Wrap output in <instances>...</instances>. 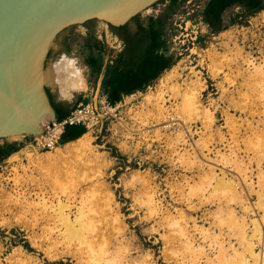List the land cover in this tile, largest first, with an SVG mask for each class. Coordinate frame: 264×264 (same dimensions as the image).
<instances>
[{
    "label": "rangeland",
    "instance_id": "374dc122",
    "mask_svg": "<svg viewBox=\"0 0 264 264\" xmlns=\"http://www.w3.org/2000/svg\"><path fill=\"white\" fill-rule=\"evenodd\" d=\"M168 4L169 0H159L140 12L139 19L162 14ZM203 5L204 0H177L164 33V52L173 64L143 91L122 96L108 113L100 111V121L90 128L91 149L86 156L76 157L65 172L33 164L30 155H42L47 150L33 147L30 136L6 139L21 143V147L15 152L16 158L11 154L0 162V264H173L164 255L171 246L165 238L168 231L163 217L186 208V203L177 201L179 192L186 194L199 172L181 167L185 153L199 155L206 169L213 167L219 175L224 171L226 178L234 181L238 175L231 162L240 158L249 164L247 174L254 189H259L257 175L264 170V157L252 150V145L258 138L264 140V96L257 86L264 82V7L249 15L234 4L222 13L225 28L211 32L201 17ZM130 25L134 27V22ZM94 40L104 63L112 61L122 49L119 38L99 20L69 26L55 39L45 62L46 72L52 62L66 54L76 58L86 84L84 90L65 97L47 74L45 83L56 102L71 107L81 96L101 106L100 100L106 97L101 89L102 75L95 78L86 64L89 44ZM173 67L178 84L201 82V104L213 113L216 122L208 130L198 121L193 127L196 133L186 137V143L177 140L179 120H155L159 114L156 101L146 99L149 93L158 91L161 79ZM214 69L220 70L218 76L213 75ZM165 99L163 106L174 114L180 97L167 92ZM216 131L223 132L226 141L217 143L216 139L217 144L209 145L211 151H204L207 156H201L194 140L208 133L215 136ZM221 153L231 159L228 165L217 161ZM246 184L245 197L254 206L253 212L237 207L238 215L248 214L246 220L259 219L262 211L255 207L258 196L249 193ZM211 189L209 186L206 195ZM193 203H197L195 197ZM202 212L209 215L207 209L198 215ZM62 213L75 227H79V217L83 223L89 222L92 230L89 227L83 231L82 237L69 234L61 224ZM192 224L189 221L188 230L195 236L194 247L203 246L206 255L213 257L209 242L193 231ZM197 225L202 223L198 221ZM208 226L206 223L203 227ZM104 247L105 254L99 251L104 252ZM96 254H103L108 261L94 262ZM172 256L176 259L175 254ZM177 259L179 264H194L189 255L182 258L179 254ZM205 260L203 256L195 264H206Z\"/></svg>",
    "mask_w": 264,
    "mask_h": 264
},
{
    "label": "bare ground",
    "instance_id": "6f19581e",
    "mask_svg": "<svg viewBox=\"0 0 264 264\" xmlns=\"http://www.w3.org/2000/svg\"><path fill=\"white\" fill-rule=\"evenodd\" d=\"M75 59L66 54H62L55 62H52L49 71L46 72L45 70L44 72L45 81L46 78H49L50 76L53 83L59 87L60 94L65 97L73 94L75 91L84 90L86 88L81 67L78 66ZM258 70H260V68H258L257 71ZM219 72L220 70L214 69L213 75L218 76ZM47 74H49V76H46ZM177 77L178 73L176 68L173 67L163 79H161V83L157 89L158 91L149 93L146 96V99L147 101L150 99L156 101L157 113L159 114L155 116V120L160 118L167 119L170 122L173 120H179L177 123V129H179L177 140H182L183 143H186V137L194 136L196 133V131H193V127H197L198 121L202 123L203 128L208 130H211V127L216 122L213 113L201 104V82L199 83V81H197L193 84L185 83V85L184 83L178 84L176 82ZM225 79L229 81L227 76H225ZM257 86L260 88L261 92H263L262 96H264V82H258ZM167 92H170L172 97L179 96L181 99L180 103L176 105L177 107L174 109L175 115L169 113L166 106H163V103L166 100L165 93ZM230 121L227 122L230 123ZM229 123L227 124L228 126H230ZM168 126H163L162 128L164 129ZM222 133L216 131L217 138L216 135L214 136L215 133H208L206 137L201 136L202 138L198 139V141L194 140L196 142L195 146H193L199 151L201 156L206 157L207 155L204 151H211L209 145L216 143V139L217 143H223L226 141V138ZM190 140H188V142ZM91 142V131L90 128H88V130L80 137L64 143L63 146H55L50 149L52 151L47 150L43 152L42 155L32 154L29 158L33 164L39 168L44 169L45 166H48L49 168H55L56 172L63 173L67 166L72 163L76 157L86 156V151L91 149ZM192 143L194 144V142ZM228 143L229 142L227 141V146ZM252 150L256 151V153L261 152V154L259 153L260 157H264V140L258 138L256 143L252 145ZM185 154V157H181V167L183 166L187 171L196 170L199 172L196 174L197 181L190 186L189 191L186 194L179 192L177 201L180 204L186 203V208L181 207L177 209L178 211L176 215L168 214L166 212L167 215L163 217V222L166 224L168 231L165 238L169 243L168 245L171 246L168 247V250H166L164 254L167 260H170L173 264H179L177 262V257L180 254L182 258L183 256L185 257L186 255H189L194 264L203 256L206 257V264H264V229L262 228V225L264 224V170H260L257 175V186L259 189H254V183L251 181V177L247 174L249 164L243 162L240 158L231 162L235 164L238 175V180L234 181L232 178H226L224 171H220L221 173L219 175L213 167L209 166L208 169H206L204 163L200 161L201 158L199 155L194 154L191 156V154ZM219 156L220 158L217 159L218 162H221L223 165L229 164L231 159L228 155L221 153ZM11 157L16 158L17 154L13 153ZM260 160L261 158L257 160V164H260ZM249 171L251 170L249 169ZM212 183H214L213 186H211ZM245 184L249 193H256L258 196V202H256L255 207H259L262 211V215L259 219L253 218L246 220L245 217L248 214L243 217L238 215L239 211L236 209L237 207H241V209L246 212L250 211V214H252L253 211L251 210L254 208V206L249 205L246 200L245 195H247L248 192H245L243 187ZM209 186L212 189L206 195ZM193 196L197 199V203L191 204L194 199ZM211 207H214V209L211 210ZM205 209L208 210L209 215H205L203 212L201 215H198L201 210ZM188 214H192L193 217H187ZM77 219L80 221L79 217ZM60 221L69 234H77L81 237L83 231H86L91 227V224L87 225L89 222L85 224L82 221H78L79 227H75L69 220L68 216L63 213L61 214ZM189 221L193 222V231L201 233L203 240L209 242L208 245L214 250L213 257L206 255L203 246L194 247L196 239L193 233H189ZM198 221L201 222L202 225H197ZM206 223H208L209 226L203 227ZM251 225L252 227H250ZM176 239L179 240V244L176 243ZM225 240H227V245H225ZM234 244L238 247L235 248ZM175 250L180 252L176 253ZM99 251L105 254L106 247H104V252L102 249ZM98 254H96L97 257L94 262L108 261L107 259H104L105 257L103 258V254V256ZM174 254L176 259L172 256ZM181 263H183V261Z\"/></svg>",
    "mask_w": 264,
    "mask_h": 264
},
{
    "label": "water",
    "instance_id": "95a60500",
    "mask_svg": "<svg viewBox=\"0 0 264 264\" xmlns=\"http://www.w3.org/2000/svg\"><path fill=\"white\" fill-rule=\"evenodd\" d=\"M159 0H0V139L37 137L58 119L46 91L45 62L67 27L128 23Z\"/></svg>",
    "mask_w": 264,
    "mask_h": 264
},
{
    "label": "trees",
    "instance_id": "16d2710c",
    "mask_svg": "<svg viewBox=\"0 0 264 264\" xmlns=\"http://www.w3.org/2000/svg\"><path fill=\"white\" fill-rule=\"evenodd\" d=\"M176 3L177 0H169V4L162 14L148 16L146 21H141L138 15L133 17L132 21H136L145 34L142 45L118 52L110 62L104 63L98 41L94 40L89 44L90 53L86 59V64L90 67L95 78L102 75L101 89L111 106L120 102L124 95L143 91L164 69L173 64L171 56L164 52L166 44L164 33L167 18L174 12ZM234 4L242 6L247 14L251 15L264 7V0H204L201 17L211 32H219L225 28L222 24V13ZM110 28L112 31L116 29ZM46 91L57 111L58 118L67 115L78 101H86L79 96L73 106L67 107L55 102L47 88ZM86 130L82 124L67 125L60 137L59 144L80 137ZM20 147L21 143L17 141L0 139V162L18 151Z\"/></svg>",
    "mask_w": 264,
    "mask_h": 264
},
{
    "label": "built area",
    "instance_id": "2783aa9c",
    "mask_svg": "<svg viewBox=\"0 0 264 264\" xmlns=\"http://www.w3.org/2000/svg\"><path fill=\"white\" fill-rule=\"evenodd\" d=\"M99 104L101 106L97 102L78 101L67 115L47 123L42 135L31 137L32 146L39 150H50L59 143L67 125L82 124L87 129L96 125L102 117L100 111L108 113L113 109L106 97H103Z\"/></svg>",
    "mask_w": 264,
    "mask_h": 264
},
{
    "label": "flooded vegetation",
    "instance_id": "af4514ba",
    "mask_svg": "<svg viewBox=\"0 0 264 264\" xmlns=\"http://www.w3.org/2000/svg\"><path fill=\"white\" fill-rule=\"evenodd\" d=\"M146 20H147V17L145 19H142L141 21H146ZM131 22H134V27H131L130 25ZM121 26H124V27L123 28L122 27L120 28V26L116 27L115 31H113L114 34L122 42L121 51L128 50L131 47H135V48L140 47L145 39L144 38L145 34L139 28L138 23L136 21H132L131 19L128 23L121 25Z\"/></svg>",
    "mask_w": 264,
    "mask_h": 264
}]
</instances>
